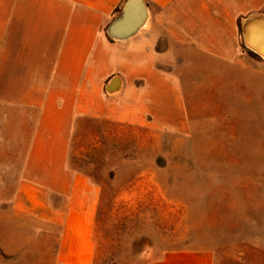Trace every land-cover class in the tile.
I'll return each mask as SVG.
<instances>
[{"label":"crops","instance_id":"crops-1","mask_svg":"<svg viewBox=\"0 0 264 264\" xmlns=\"http://www.w3.org/2000/svg\"><path fill=\"white\" fill-rule=\"evenodd\" d=\"M127 1L0 0V264H96L101 186L68 165L79 119L180 131L188 74L200 88L212 63L241 61V23L245 44L264 48V21L246 23L264 18V0H141L143 23L120 41L108 29ZM7 167L19 169L12 182ZM142 258L217 264L205 247Z\"/></svg>","mask_w":264,"mask_h":264},{"label":"rangeland","instance_id":"rangeland-1","mask_svg":"<svg viewBox=\"0 0 264 264\" xmlns=\"http://www.w3.org/2000/svg\"><path fill=\"white\" fill-rule=\"evenodd\" d=\"M247 47L241 61L212 63L200 88L188 74L180 131L77 121L68 165L101 186L96 264H141L145 251L177 247L209 248L217 264H264V58Z\"/></svg>","mask_w":264,"mask_h":264},{"label":"water","instance_id":"water-1","mask_svg":"<svg viewBox=\"0 0 264 264\" xmlns=\"http://www.w3.org/2000/svg\"><path fill=\"white\" fill-rule=\"evenodd\" d=\"M145 16H146V8L141 0H128L123 7L121 16L118 19H116L109 27L108 29L109 36L116 39L127 38L138 29L141 23H143ZM114 25L117 26V30H118V34L115 36L112 35L111 33ZM240 28H241L243 43L246 46L245 44L246 35L244 33V29H246V26L244 25V23H241ZM257 47L261 48L263 46L260 43H258ZM111 91L112 90L109 89V92Z\"/></svg>","mask_w":264,"mask_h":264},{"label":"bare ground","instance_id":"bare-ground-1","mask_svg":"<svg viewBox=\"0 0 264 264\" xmlns=\"http://www.w3.org/2000/svg\"><path fill=\"white\" fill-rule=\"evenodd\" d=\"M253 21H264V18H257V17H252V18H250V19H248L247 21H246V23L248 24V23H251V22H253ZM111 33H112V35H117V33L115 32V26H113V28H112V31H111ZM118 40V39H117ZM120 40V39H119ZM120 41H122V40H120ZM246 45L250 48V49H252V50H254L256 53H258V54H260L263 58H264V48H259V47H257V45L250 39V38H247L246 39Z\"/></svg>","mask_w":264,"mask_h":264},{"label":"trees","instance_id":"trees-1","mask_svg":"<svg viewBox=\"0 0 264 264\" xmlns=\"http://www.w3.org/2000/svg\"><path fill=\"white\" fill-rule=\"evenodd\" d=\"M121 13H122V6L119 5L114 11V16L119 18L121 16ZM239 37H240V43H241L242 50L243 51L247 50L245 45H244V43H243V41H242L241 32L239 34ZM109 40L112 41L111 39H109Z\"/></svg>","mask_w":264,"mask_h":264}]
</instances>
